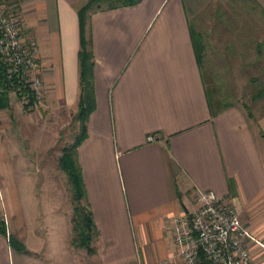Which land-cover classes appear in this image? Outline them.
I'll list each match as a JSON object with an SVG mask.
<instances>
[{
	"label": "crops",
	"instance_id": "crops-1",
	"mask_svg": "<svg viewBox=\"0 0 264 264\" xmlns=\"http://www.w3.org/2000/svg\"><path fill=\"white\" fill-rule=\"evenodd\" d=\"M4 1L15 5L23 37L36 47L45 93L38 104L77 120L78 10L88 0ZM84 30L94 109L76 153L97 264H181L172 220L192 215L197 190L231 200L254 238L253 264L263 262L264 95L219 102L230 96L217 95L215 83L244 81L258 57L264 67V0H139L90 11ZM203 71L216 85L212 98ZM11 93L0 111L12 106ZM12 161L0 145V264H49L53 238L23 214L24 176Z\"/></svg>",
	"mask_w": 264,
	"mask_h": 264
},
{
	"label": "rangeland",
	"instance_id": "rangeland-1",
	"mask_svg": "<svg viewBox=\"0 0 264 264\" xmlns=\"http://www.w3.org/2000/svg\"><path fill=\"white\" fill-rule=\"evenodd\" d=\"M259 60L260 57L253 62L252 71L246 74L242 82L227 83L222 77L224 70H220V77L225 82H221V79L219 82L217 77L216 86L210 82L212 79L208 73L203 71L209 97L214 96L213 87L216 86L217 95L230 96L219 102L228 99L233 102L249 100L245 97L264 87V67ZM230 73L235 75L234 68H230ZM234 78L237 79L236 76ZM11 92L12 106L0 111V145L12 157L14 169L17 165L23 173L21 202L22 206L27 207V211L23 208V214L28 212L34 219L37 217L43 223L44 230L41 231L49 230V236L53 238V250L46 252L49 264H97L96 257L74 245L76 234L71 221V188L67 175L59 167L62 148L73 143L75 135L79 134V124L73 113L51 110L46 104L27 107L14 91ZM20 155L25 159H21L19 164L14 158H22ZM32 187L36 190V198L31 195ZM258 264H264V261Z\"/></svg>",
	"mask_w": 264,
	"mask_h": 264
},
{
	"label": "built area",
	"instance_id": "built-area-1",
	"mask_svg": "<svg viewBox=\"0 0 264 264\" xmlns=\"http://www.w3.org/2000/svg\"><path fill=\"white\" fill-rule=\"evenodd\" d=\"M0 58L10 82L19 80L28 90L14 91L21 94V102L27 107L40 103L45 93L36 47L25 41L15 5L4 0H0ZM195 200L197 208L190 217L181 214L172 220L175 255L182 264H253L248 244L254 238L231 200L213 190H197Z\"/></svg>",
	"mask_w": 264,
	"mask_h": 264
},
{
	"label": "trees",
	"instance_id": "trees-1",
	"mask_svg": "<svg viewBox=\"0 0 264 264\" xmlns=\"http://www.w3.org/2000/svg\"><path fill=\"white\" fill-rule=\"evenodd\" d=\"M139 0H88L79 10V19L81 23L80 29V50H79V69H80V96L79 108L75 118L81 123L79 134L75 137L73 143L62 148L61 156L59 157V167L65 172L68 178V183L71 188L72 209L73 214L71 221L76 236L73 242L79 248L87 250L88 254H93L92 241L97 236L91 211L87 204L82 203L84 195V186L82 181L81 168L78 164L76 147L86 135L85 122L89 114L94 109V88H93V60L90 51V41L85 36L84 23L87 14L90 11L108 8L112 9L123 5H133ZM12 84V85H11ZM21 91L22 94L28 90L22 86L19 80L14 79L13 82L7 77L6 65L0 58V107H8V95L11 91ZM17 95V94H16ZM264 95V87L260 88L257 96ZM20 99L21 94L17 95ZM30 101H34V97L30 94ZM227 101V100H226ZM26 107V106H25ZM249 108H247V111ZM250 114V111H248ZM0 231L5 233V225L0 221ZM11 245L17 250H22V245L10 239Z\"/></svg>",
	"mask_w": 264,
	"mask_h": 264
}]
</instances>
